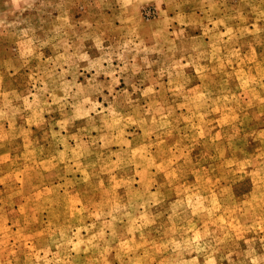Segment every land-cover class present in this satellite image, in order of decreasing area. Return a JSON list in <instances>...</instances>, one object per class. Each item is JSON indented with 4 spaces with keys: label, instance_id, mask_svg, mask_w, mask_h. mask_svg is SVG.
<instances>
[{
    "label": "rangeland",
    "instance_id": "obj_1",
    "mask_svg": "<svg viewBox=\"0 0 264 264\" xmlns=\"http://www.w3.org/2000/svg\"><path fill=\"white\" fill-rule=\"evenodd\" d=\"M0 264H264V0H0Z\"/></svg>",
    "mask_w": 264,
    "mask_h": 264
}]
</instances>
